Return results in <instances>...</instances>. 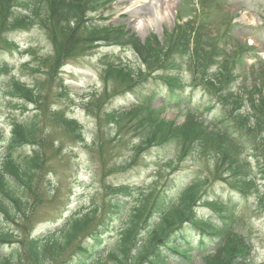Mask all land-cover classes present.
Listing matches in <instances>:
<instances>
[{"label":"trees","instance_id":"obj_1","mask_svg":"<svg viewBox=\"0 0 264 264\" xmlns=\"http://www.w3.org/2000/svg\"><path fill=\"white\" fill-rule=\"evenodd\" d=\"M110 2L0 0V48L4 52L16 49L10 33L28 28L43 14L46 20L42 22L54 46V57L47 60L49 76H54L66 61L84 55L88 46L104 44L134 51L144 68L138 64L124 66L120 60L115 63L109 55L100 60L105 82H118L124 93L148 83L150 77L155 81L140 105L125 112L104 113L107 121L120 128V132L132 127L129 121L136 122L131 129L141 132L143 138L133 149V162L147 149L172 142L180 148L182 157L188 153L194 157L201 153L203 157L211 155L218 174L212 179L207 176L188 179V182L181 177L171 179L161 190L138 198V203L129 211L121 195L130 194L131 186H107L114 196L108 201L114 213L104 216L101 227L104 231L117 230L119 236L112 247L105 249L107 253L104 246L78 247L70 264H170L174 257L179 258L176 264L199 261L253 264L252 248L237 230L241 228V211L251 210L253 206L264 210V67L250 74V70L243 68L249 49L239 46L229 51L233 40L229 31L217 38L211 37L207 26H199L197 21L178 25L165 34L162 42L154 36L144 44L122 27L93 23L88 15H97ZM6 69V64H0V72ZM40 95L36 89L17 82L9 92L12 101L26 99L39 103ZM159 95L174 103L173 106L185 105L183 124L160 118L157 113L160 108L153 104L154 97ZM43 113L32 120H13L12 136L7 141L11 154L5 158L3 167L17 183H27L28 187L41 163L37 143L40 142L38 120ZM55 123L66 134L83 140L82 126L76 120L58 116ZM27 146L38 149L32 158L15 159L14 153ZM168 165L171 170H177L175 160ZM0 192L23 211L22 199L1 171ZM5 202L0 199V212L9 215ZM198 208H210L215 218L199 215ZM89 223L90 216L73 219L66 229L67 236L77 239ZM101 232L102 229L98 231ZM189 235L194 242H190ZM96 236H93L95 240ZM0 240L4 245L11 244L7 233ZM20 244L25 247L21 255L17 250L10 257L2 258L0 264H43L50 253L46 240L28 239Z\"/></svg>","mask_w":264,"mask_h":264},{"label":"rangeland","instance_id":"obj_2","mask_svg":"<svg viewBox=\"0 0 264 264\" xmlns=\"http://www.w3.org/2000/svg\"><path fill=\"white\" fill-rule=\"evenodd\" d=\"M203 2L202 5L200 0H117L107 12L95 18L93 23L126 26L145 41L153 36L163 39L178 24L197 19V24H209L211 31L218 35L229 31L233 45L252 46L243 59V68L250 70V74H255V70H262L264 0ZM252 18L256 19L255 24L250 22ZM43 20L46 19L40 14L28 28L10 33L11 39L19 45L16 50L4 52L0 48V64L7 65V69L0 72V133H3L0 143V171L6 174L14 193L24 203L22 211L0 192V199L6 201L5 205L9 207L11 214L0 212V236L9 232L13 241L12 245L0 243V261L17 250L21 255L25 249L20 244L21 241H42L48 237L51 238L49 243L61 251L55 255L51 246L44 264H65L77 246L95 243L92 232L102 224L104 216L114 213L108 202L114 196L107 190V186H131L130 194L121 195V198H125V209L129 211L138 203V198L161 190L171 179L181 177L185 182L207 176L212 179L218 172L211 155L203 157L201 153L194 157L188 153L182 157L180 148L172 142L147 149L133 162V149L141 144L143 138L141 132L136 133L131 129L137 125L136 122L129 121L132 127L120 132V128L107 121L104 113L125 112L140 105L155 83L153 77L148 78V83H141L134 91L127 93H124V88L118 82L106 83L100 65L103 57L109 55L115 63L120 60L124 66L127 63L135 64L138 59L131 50L106 47L104 44L88 46L84 55L66 61L53 77L49 76L46 60L54 57V46ZM231 47L228 46V50ZM14 82L36 87L43 96L45 106L56 112L54 114H64L67 118L76 119L82 125V134L85 136V140L80 142L75 135L66 134L50 117L39 119L40 142L37 144L41 163L29 187L27 183H17L3 167L5 158L11 154L7 141L11 138L13 120H32L38 112L35 104H28L29 111L24 114L22 101H11L9 92ZM154 98V106L160 108L157 112L160 118L173 121L176 125L185 122V105L173 106L174 103L162 95ZM163 103L168 106L163 107ZM202 113L206 114L205 111ZM196 145L198 151H201V147ZM36 150L38 149L27 146L14 153V157L18 159L21 156V161L26 156V159H31ZM171 160L176 161L177 170L170 169L168 162ZM22 180H26V177ZM88 214L93 216V220L87 228L79 233L78 239L66 242L65 228L69 221L74 216L82 219ZM241 216L248 221L247 230L242 233L245 236L250 233V238L247 239L253 246L254 263L262 264L264 211L260 212L253 206V209L243 211ZM116 234L117 230L112 233L107 231L99 240V245L105 249L112 247ZM197 264L202 263L199 261Z\"/></svg>","mask_w":264,"mask_h":264},{"label":"bare ground","instance_id":"obj_3","mask_svg":"<svg viewBox=\"0 0 264 264\" xmlns=\"http://www.w3.org/2000/svg\"><path fill=\"white\" fill-rule=\"evenodd\" d=\"M167 5H168V3H167ZM166 5V6H167ZM250 22L252 23V24H255L256 23V19L255 18H252V20H250Z\"/></svg>","mask_w":264,"mask_h":264}]
</instances>
